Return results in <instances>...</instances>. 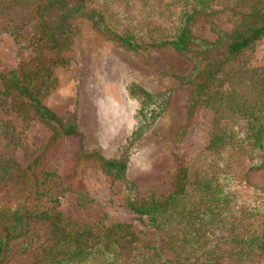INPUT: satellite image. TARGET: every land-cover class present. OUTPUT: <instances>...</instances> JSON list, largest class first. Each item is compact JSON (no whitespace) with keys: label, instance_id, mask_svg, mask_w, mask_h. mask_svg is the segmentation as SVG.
<instances>
[{"label":"rangeland","instance_id":"374dc122","mask_svg":"<svg viewBox=\"0 0 264 264\" xmlns=\"http://www.w3.org/2000/svg\"><path fill=\"white\" fill-rule=\"evenodd\" d=\"M239 23L228 10L195 17L187 53L170 46L127 48L83 15L67 19V39L59 45L32 36L31 25L0 31V240L6 243L0 264L50 258L55 232L48 219L35 215L41 205L88 223L100 218L136 223L125 205L128 182L139 200L175 190L181 166L208 146L213 129L211 112L192 108L193 87L222 60L224 46L202 40L214 42L215 27L231 32ZM227 62L264 64V37ZM17 66L26 72L32 96L75 125V133L51 142L53 129L4 86L2 75ZM89 152L126 164L107 173L85 158ZM16 171L21 172L15 178ZM41 174L43 184L34 187ZM246 178L253 204L260 205L264 192L254 187L264 188V166ZM49 195L59 201H47ZM14 226L16 233L6 237Z\"/></svg>","mask_w":264,"mask_h":264},{"label":"trees","instance_id":"16d2710c","mask_svg":"<svg viewBox=\"0 0 264 264\" xmlns=\"http://www.w3.org/2000/svg\"><path fill=\"white\" fill-rule=\"evenodd\" d=\"M221 10L238 15L240 23L231 32L215 27L214 42L202 40L224 46L223 57L193 87V110L204 107L212 115L208 146L181 166L177 186L166 197L139 200L134 184L127 183L125 205L136 223L107 218L88 223L41 205L35 215L50 221L55 241L47 249L50 258L39 264H264V199L253 204L246 178L264 166V64L227 62L264 37V0H0L3 32L31 25L32 36L59 45L67 39V19L83 15L127 48L170 46L182 53L195 39L191 21ZM25 74L19 66L5 72L6 90L26 99L53 129L51 142L75 133V125L32 96ZM85 158L107 173L126 164L93 152ZM45 175L35 178L34 187ZM257 191L264 188L254 187ZM46 200L59 201L52 195ZM16 231L14 226L6 237ZM5 244L0 240V251Z\"/></svg>","mask_w":264,"mask_h":264}]
</instances>
